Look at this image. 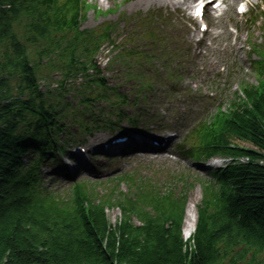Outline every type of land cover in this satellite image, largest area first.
Returning <instances> with one entry per match:
<instances>
[{
	"label": "trees",
	"instance_id": "obj_1",
	"mask_svg": "<svg viewBox=\"0 0 264 264\" xmlns=\"http://www.w3.org/2000/svg\"><path fill=\"white\" fill-rule=\"evenodd\" d=\"M60 6L0 0V264H263L264 63L258 85L206 128L202 153L249 161L218 171L219 189L198 213L191 247L181 238L180 203L151 204L158 213L150 214L138 200L95 204L78 187L71 209L34 197L21 156L40 149L57 118L37 92L38 67L45 58L60 71L84 70L97 49V38L89 49L76 32L77 3ZM113 204L122 214L115 225L104 213Z\"/></svg>",
	"mask_w": 264,
	"mask_h": 264
},
{
	"label": "rangeland",
	"instance_id": "obj_2",
	"mask_svg": "<svg viewBox=\"0 0 264 264\" xmlns=\"http://www.w3.org/2000/svg\"><path fill=\"white\" fill-rule=\"evenodd\" d=\"M136 1L137 0H90V2L92 4H95L96 8L99 9L101 12H104L105 10H107L108 7L112 6L114 3L115 4H119L120 8L118 9V11L115 14H110V15H107V16L101 15L100 17H97V18L94 16L93 11L91 10L87 14V22L85 23L84 27H86V28H94V27L102 24L103 22L110 21V22L114 23V25H115L114 26L115 32L113 33V36H121V35H123V23L122 22L123 21H128V18L132 15V12L145 11L149 7H153L154 6V5H150L147 9H146L145 6L137 7L136 4H134ZM146 1H148V0H146ZM116 18H121V19H120V21H117ZM256 27L257 28H253V32L251 33L252 35L258 34L259 29H260V25H257ZM248 28H252V27H247V28L242 27L241 28L242 33L237 37V46H236V49L234 50V53L236 55L237 54L238 55H242V52L247 49V47H246L247 40L246 39L248 38V33H247L246 29H248ZM229 53H230V51H229ZM213 63H210V62L208 63L211 66V68H213ZM228 64L230 65V61H228ZM239 67H240V69H239L240 70L239 78H238V80L236 79L234 81L233 88L227 94V99H229L230 94L232 92H234L235 89L237 88V83L239 82V80L244 79L246 82H248L250 84H254L255 83V79H254L253 75L250 73V70L248 69L249 65H247L245 62H243L242 59H240V61H239ZM217 68H218V66H216V70H217ZM241 70H244V71H241ZM52 80H56V76H52L50 81H52ZM217 80H218L217 83H219V80H221V78H218ZM69 100H70V98H68V101ZM225 101L226 100H224V102ZM224 102H222L223 105H224ZM72 103L74 105L78 104L76 101H74ZM156 112H157V114H159L158 111H156ZM186 123H188V122L186 121ZM104 131L105 130L92 132L93 135L91 137L89 136V138H85L84 140H86L88 143H90V138L95 140V138H97L98 136L103 135ZM97 143H98V141L95 142V144H97ZM179 167L181 168V170H191L194 173H196L194 170H192V168L189 165H187L184 162V160L179 163ZM130 168L131 167L128 166L127 169H130ZM141 169L149 171L151 173L158 172L160 170H166V168H163V167H160V166H155V165H152V166H149V167L144 166ZM118 174L119 173H115L112 176V178L118 176ZM196 174H199V173H196ZM160 175L162 176L163 173L161 172ZM199 176L201 178H205V176L203 177V175L199 174ZM86 179L90 180V178H86ZM86 179H83V180H86ZM120 188H123V185H121ZM191 195L196 200V202H195V206H196L199 203L200 198H201V187L199 186V184H197L188 193L187 197L189 198ZM187 202H188V199H187ZM106 214H107V217H108V219H109L111 224H114L118 220V217L120 215L119 211L116 208L108 210ZM183 225H184V222H183ZM183 236H184V234H183ZM185 239H187V238H185ZM260 260H261V258H260ZM263 264H264V261H263Z\"/></svg>",
	"mask_w": 264,
	"mask_h": 264
},
{
	"label": "bare ground",
	"instance_id": "obj_3",
	"mask_svg": "<svg viewBox=\"0 0 264 264\" xmlns=\"http://www.w3.org/2000/svg\"><path fill=\"white\" fill-rule=\"evenodd\" d=\"M117 150L119 151L124 150L123 146H119ZM195 201H196L195 198L191 197V199L187 204V208L185 212L183 234L187 237L192 234L195 227V222H196Z\"/></svg>",
	"mask_w": 264,
	"mask_h": 264
}]
</instances>
